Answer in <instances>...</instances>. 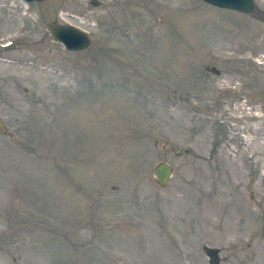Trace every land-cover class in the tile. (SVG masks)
<instances>
[{
  "label": "rangeland",
  "instance_id": "obj_1",
  "mask_svg": "<svg viewBox=\"0 0 264 264\" xmlns=\"http://www.w3.org/2000/svg\"><path fill=\"white\" fill-rule=\"evenodd\" d=\"M123 1L0 0V264H264V0Z\"/></svg>",
  "mask_w": 264,
  "mask_h": 264
},
{
  "label": "water",
  "instance_id": "obj_2",
  "mask_svg": "<svg viewBox=\"0 0 264 264\" xmlns=\"http://www.w3.org/2000/svg\"><path fill=\"white\" fill-rule=\"evenodd\" d=\"M26 2L43 1V0H24ZM214 6L232 9L244 13H252L255 9L254 0H204ZM51 32L55 39L64 44L72 51L84 50L91 44V38L85 31L71 24L52 23ZM7 127L4 126V129ZM154 174L161 187L168 186L173 174V167L168 162L163 161L154 168ZM264 238V225L263 232Z\"/></svg>",
  "mask_w": 264,
  "mask_h": 264
},
{
  "label": "bare ground",
  "instance_id": "obj_3",
  "mask_svg": "<svg viewBox=\"0 0 264 264\" xmlns=\"http://www.w3.org/2000/svg\"><path fill=\"white\" fill-rule=\"evenodd\" d=\"M95 3H97V2H95ZM129 3H131V1H129V0H124V1L122 2V4H124L125 6H127ZM102 5H105V4L102 2ZM102 5H101V6H102ZM250 142H251V141H249V140L246 141L247 144H250ZM239 174L241 175V173H239ZM256 193H257L259 196L264 197V191L262 192V191L260 190V188H258V187H256Z\"/></svg>",
  "mask_w": 264,
  "mask_h": 264
},
{
  "label": "flooded vegetation",
  "instance_id": "obj_4",
  "mask_svg": "<svg viewBox=\"0 0 264 264\" xmlns=\"http://www.w3.org/2000/svg\"><path fill=\"white\" fill-rule=\"evenodd\" d=\"M262 229H263V227H262ZM261 236H262V238H263V235H262V233H261ZM264 239V238H263ZM215 252L216 251H213L212 249L209 251V253H210V255H212L213 256V254H215ZM217 253V252H216ZM218 254V253H217Z\"/></svg>",
  "mask_w": 264,
  "mask_h": 264
}]
</instances>
